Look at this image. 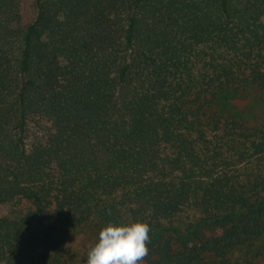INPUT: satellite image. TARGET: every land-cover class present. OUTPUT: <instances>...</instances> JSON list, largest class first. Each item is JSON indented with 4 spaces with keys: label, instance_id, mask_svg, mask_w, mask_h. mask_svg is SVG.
Wrapping results in <instances>:
<instances>
[{
    "label": "trees",
    "instance_id": "16d2710c",
    "mask_svg": "<svg viewBox=\"0 0 264 264\" xmlns=\"http://www.w3.org/2000/svg\"><path fill=\"white\" fill-rule=\"evenodd\" d=\"M136 219L141 264H264V0H0V264Z\"/></svg>",
    "mask_w": 264,
    "mask_h": 264
},
{
    "label": "clouds",
    "instance_id": "9594fccd",
    "mask_svg": "<svg viewBox=\"0 0 264 264\" xmlns=\"http://www.w3.org/2000/svg\"><path fill=\"white\" fill-rule=\"evenodd\" d=\"M146 220L109 221L87 252L85 264H141L150 243Z\"/></svg>",
    "mask_w": 264,
    "mask_h": 264
},
{
    "label": "rangeland",
    "instance_id": "374dc122",
    "mask_svg": "<svg viewBox=\"0 0 264 264\" xmlns=\"http://www.w3.org/2000/svg\"><path fill=\"white\" fill-rule=\"evenodd\" d=\"M83 239L84 238L82 236H80V235L73 236L72 238H70L69 244L71 246H73V248H77V247H79L82 244Z\"/></svg>",
    "mask_w": 264,
    "mask_h": 264
}]
</instances>
